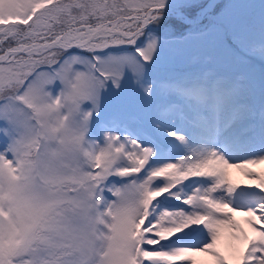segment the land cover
I'll return each mask as SVG.
<instances>
[{
	"label": "snow or ice",
	"instance_id": "6c2138e0",
	"mask_svg": "<svg viewBox=\"0 0 264 264\" xmlns=\"http://www.w3.org/2000/svg\"><path fill=\"white\" fill-rule=\"evenodd\" d=\"M0 264H264V0H0Z\"/></svg>",
	"mask_w": 264,
	"mask_h": 264
}]
</instances>
